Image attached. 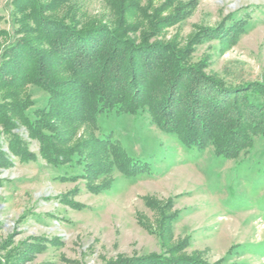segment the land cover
I'll list each match as a JSON object with an SVG mask.
<instances>
[{"label":"rangeland","instance_id":"1","mask_svg":"<svg viewBox=\"0 0 264 264\" xmlns=\"http://www.w3.org/2000/svg\"><path fill=\"white\" fill-rule=\"evenodd\" d=\"M107 27L122 29L136 45L188 53L203 79L240 94L264 87V0H0V64L21 41L32 49L25 55L38 56L37 68L43 61L66 83L59 93L73 90L67 83L76 78L57 67L62 59L52 53L54 42L79 43L80 31ZM67 50L73 61L81 53ZM50 56L57 58L51 66ZM124 56L112 61L122 63ZM8 67L13 75L19 71ZM7 77L0 78V117L16 123L10 133L25 151L24 159L11 153L0 120V149L9 159L0 166V264H143L158 257L264 264L263 136L226 159L213 145L185 147L146 108L84 118L71 115L67 99L53 107L56 94L33 79L20 85ZM226 106L232 107L220 109ZM32 127L71 158L48 162Z\"/></svg>","mask_w":264,"mask_h":264},{"label":"trees","instance_id":"2","mask_svg":"<svg viewBox=\"0 0 264 264\" xmlns=\"http://www.w3.org/2000/svg\"><path fill=\"white\" fill-rule=\"evenodd\" d=\"M125 33L122 29L107 27L80 31L77 33L79 43L70 41V45L61 46L60 40L54 42L52 53L62 59L57 67L63 65L76 78L67 83L73 90L59 93L58 89L66 83L57 81V72L55 75L49 74L43 61H39L37 68L38 56L25 55L32 49L27 48L29 46L26 44L23 46L21 41L12 44L6 57L8 62L0 64V78L11 76L12 83L19 80L20 85L33 79L48 92L56 94L55 99H51L53 107L60 98L67 99L70 109H74L71 115L78 111L84 118L94 119L102 111L133 115L146 108L160 129L176 136L185 147L206 148L213 145L217 154L226 159L238 158L243 151L253 147L255 137H264L263 86L258 89L251 87L240 94L241 90L225 88L222 81L213 77L203 79L206 76L203 68L192 65L188 53L174 46L136 45L124 39ZM63 34L66 36L69 32ZM72 47L81 52L74 61L73 56L63 54ZM122 52L125 55L122 63L112 61ZM56 59L51 57L46 65L51 66L54 61L57 62ZM74 62L79 69L74 68ZM127 63H130L129 69L126 68ZM10 64H13V68L14 65L19 67L18 73L13 75L16 70H10ZM24 67V71H21ZM223 103L232 107L226 106L222 111L220 106ZM51 112L55 114L54 108ZM0 120L6 135L11 138L9 150L13 155L21 156L25 149L18 136L10 133L16 123L4 116ZM31 131L39 136L37 138L41 141L48 162L63 165L71 158L72 153H68V150L58 151L51 138L42 134V130L32 127ZM98 142L101 143L100 140ZM118 155L124 158L122 152L119 151ZM4 159L6 162L1 164ZM8 160L6 153L0 149V166L9 165ZM127 168L129 174H137L128 164ZM139 261L143 264H178L170 263L163 257ZM121 264L134 263L127 261Z\"/></svg>","mask_w":264,"mask_h":264}]
</instances>
